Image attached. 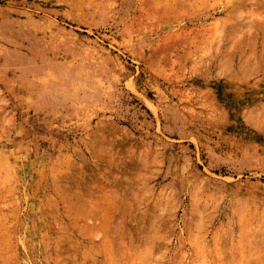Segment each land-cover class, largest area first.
Listing matches in <instances>:
<instances>
[{"label": "rangeland", "instance_id": "rangeland-1", "mask_svg": "<svg viewBox=\"0 0 264 264\" xmlns=\"http://www.w3.org/2000/svg\"><path fill=\"white\" fill-rule=\"evenodd\" d=\"M0 264H264V0H0Z\"/></svg>", "mask_w": 264, "mask_h": 264}]
</instances>
